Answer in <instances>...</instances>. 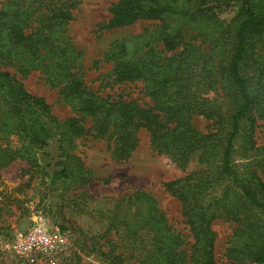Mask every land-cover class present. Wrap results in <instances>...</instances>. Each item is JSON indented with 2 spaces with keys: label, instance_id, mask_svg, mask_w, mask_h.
Returning a JSON list of instances; mask_svg holds the SVG:
<instances>
[{
  "label": "trees",
  "instance_id": "trees-1",
  "mask_svg": "<svg viewBox=\"0 0 264 264\" xmlns=\"http://www.w3.org/2000/svg\"><path fill=\"white\" fill-rule=\"evenodd\" d=\"M75 2L5 0L0 8V64H13L22 74L41 69L53 85L62 84L65 99L76 102L75 108L83 117L90 116L94 126L85 128L82 118L75 116L60 122L43 96L30 93L15 75L0 70V168L17 158L38 161V149L47 148L52 140L60 157L67 158L63 161L57 154L50 165L58 167L57 175L66 176L71 166L68 159L75 157L67 147L93 128L96 137L114 136V157L124 160L137 146V131L145 127L156 151L183 169L192 161L200 168L166 183L188 216L194 238L190 255L181 249V235L172 231L153 198L144 192L135 196L145 203L137 221L128 225L129 234L135 240L142 235L144 242L140 229L152 233L144 261L217 264L212 222L224 216L237 223L227 249L229 258L264 263V145L257 146L255 141L257 120H264V0L113 2L103 28L173 16L188 22L211 45L203 49L187 40L182 28L167 25L157 34L167 51L181 47L171 56H161L150 47L132 58L129 41H116L106 57L115 63V81L143 80L151 105L99 95L73 71V47L58 36L61 30L56 26L72 18ZM230 9L234 25H226L222 16ZM224 46L226 55L219 52ZM194 115L210 119L213 130L196 129ZM241 135L254 155L239 169L235 147ZM124 258L112 256L119 264Z\"/></svg>",
  "mask_w": 264,
  "mask_h": 264
},
{
  "label": "rangeland",
  "instance_id": "rangeland-1",
  "mask_svg": "<svg viewBox=\"0 0 264 264\" xmlns=\"http://www.w3.org/2000/svg\"><path fill=\"white\" fill-rule=\"evenodd\" d=\"M4 1L0 0V8ZM70 1L60 0V3ZM116 1L76 0L71 7L72 18L66 24L56 26L61 30L58 36L64 37L73 47L72 69L88 89L109 96L111 100H136L141 105H151L152 99L146 95L143 80L115 81V63L106 58L115 42L129 41L132 58L144 55L150 47L161 56H171L181 47L174 51L165 49L157 30L167 25L172 29L182 28L186 39L203 49L209 50L211 45L188 22L173 16L140 19L113 29L103 28L102 25L111 16L109 7ZM233 15V9L223 11L226 25H234ZM226 49L227 46L221 47L219 52L226 55ZM0 70L15 75L30 93L43 96L51 106V113L60 122L75 116L82 118L85 128L94 126L90 116L83 117L78 112L74 106L76 102L70 103L65 99L62 84L53 85L41 69L35 68L22 74L13 64H0ZM193 125L201 132L214 128L212 121L203 115H194ZM95 135L93 128L91 133L71 140L67 148L75 157L68 159L71 166L67 168L66 176L57 175L55 171L58 167L50 165L57 154L59 157L61 154L52 140L47 148L38 149V161L32 163L25 158H17L0 168V227H3L0 233V264H51L43 254H23L21 245L36 226L67 237L65 250L57 255L54 264H119L112 259L113 255L119 254L125 257L120 264H151L144 258L149 248L146 245L152 243V233L146 228L140 229L144 236L142 242V235L135 240L128 231V225L137 221L145 203L135 198L138 192L153 198L172 231L181 235L184 241L181 249L191 254L194 238L188 216L182 201L167 189L166 183L198 170V163L192 161L185 169L176 165L168 155L152 147L150 132L145 127L137 131V146L124 160L114 157V136ZM255 141L257 146L264 145L263 119L257 120ZM253 155L254 150L250 149L242 135L239 136L235 147L237 167L242 169ZM61 158L64 161L67 157ZM236 226L235 221L224 216L213 220L217 264H264L240 263L229 258L227 249Z\"/></svg>",
  "mask_w": 264,
  "mask_h": 264
},
{
  "label": "built area",
  "instance_id": "built-area-1",
  "mask_svg": "<svg viewBox=\"0 0 264 264\" xmlns=\"http://www.w3.org/2000/svg\"><path fill=\"white\" fill-rule=\"evenodd\" d=\"M67 237L62 233H53L41 226H36L21 245L23 254H43L51 264L55 263L57 255L65 250ZM64 246V247H62Z\"/></svg>",
  "mask_w": 264,
  "mask_h": 264
}]
</instances>
